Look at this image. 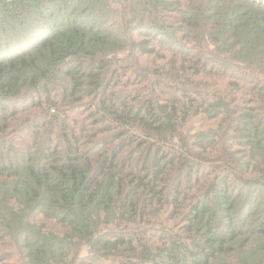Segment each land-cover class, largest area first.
<instances>
[{
	"label": "trees",
	"instance_id": "16d2710c",
	"mask_svg": "<svg viewBox=\"0 0 264 264\" xmlns=\"http://www.w3.org/2000/svg\"><path fill=\"white\" fill-rule=\"evenodd\" d=\"M0 264H264V0H0Z\"/></svg>",
	"mask_w": 264,
	"mask_h": 264
},
{
	"label": "rangeland",
	"instance_id": "374dc122",
	"mask_svg": "<svg viewBox=\"0 0 264 264\" xmlns=\"http://www.w3.org/2000/svg\"><path fill=\"white\" fill-rule=\"evenodd\" d=\"M0 54H2V52L0 51Z\"/></svg>",
	"mask_w": 264,
	"mask_h": 264
}]
</instances>
